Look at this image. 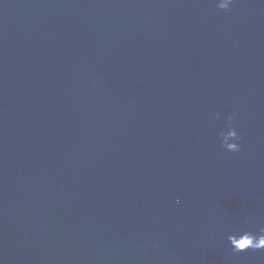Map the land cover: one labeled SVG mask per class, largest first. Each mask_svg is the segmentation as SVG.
I'll return each instance as SVG.
<instances>
[{"label": "water", "instance_id": "water-1", "mask_svg": "<svg viewBox=\"0 0 264 264\" xmlns=\"http://www.w3.org/2000/svg\"><path fill=\"white\" fill-rule=\"evenodd\" d=\"M219 2L0 0V264H264V0Z\"/></svg>", "mask_w": 264, "mask_h": 264}, {"label": "clouds", "instance_id": "clouds-1", "mask_svg": "<svg viewBox=\"0 0 264 264\" xmlns=\"http://www.w3.org/2000/svg\"><path fill=\"white\" fill-rule=\"evenodd\" d=\"M232 3V0H220L217 4V8L222 11H229V5ZM228 137L236 140L238 139L236 132L234 130L228 131ZM227 151L238 152L240 149L237 144L228 145L226 147ZM261 235L253 236L251 233H244L239 238L236 236H229L228 241L232 246L234 252L240 253L247 250L260 251L264 250V228L261 230Z\"/></svg>", "mask_w": 264, "mask_h": 264}]
</instances>
